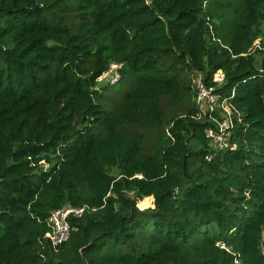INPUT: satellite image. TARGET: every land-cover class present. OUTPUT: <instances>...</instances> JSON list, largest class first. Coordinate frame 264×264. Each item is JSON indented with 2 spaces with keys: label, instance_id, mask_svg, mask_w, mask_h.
<instances>
[{
  "label": "trees",
  "instance_id": "1",
  "mask_svg": "<svg viewBox=\"0 0 264 264\" xmlns=\"http://www.w3.org/2000/svg\"><path fill=\"white\" fill-rule=\"evenodd\" d=\"M262 41L264 0H0V264H264ZM195 75L241 115L223 151ZM65 205L88 210L52 251Z\"/></svg>",
  "mask_w": 264,
  "mask_h": 264
},
{
  "label": "built area",
  "instance_id": "2",
  "mask_svg": "<svg viewBox=\"0 0 264 264\" xmlns=\"http://www.w3.org/2000/svg\"><path fill=\"white\" fill-rule=\"evenodd\" d=\"M264 41L256 44L253 51H263ZM122 65L112 63L109 68L103 72L97 79L95 88L98 90L102 86H114L120 80V69ZM192 87L195 92L194 104L195 113L191 116L193 119L205 122L208 126L204 131L208 139L209 149L216 153L223 151L228 147L231 131L237 123L241 121L240 113L229 103L228 99L221 98L215 92L214 86H207L201 75H195L192 80ZM234 91L231 96L233 97ZM168 134V133H167ZM213 154H208L206 160L210 161ZM88 210L86 205L73 207L65 205L62 208L52 211L46 220L48 231L44 234L43 242L47 243L52 251L65 243L70 235L71 227L69 220L81 218ZM220 249H223L233 256V264H241L238 254L233 253L221 242L216 243Z\"/></svg>",
  "mask_w": 264,
  "mask_h": 264
},
{
  "label": "rangeland",
  "instance_id": "3",
  "mask_svg": "<svg viewBox=\"0 0 264 264\" xmlns=\"http://www.w3.org/2000/svg\"><path fill=\"white\" fill-rule=\"evenodd\" d=\"M222 78V73L218 72L215 75V79L217 81H220ZM184 80H186L183 77ZM121 84V85H120ZM119 85H115L112 87H109L108 89H106L105 91L103 90V92L101 93L103 99H102V104L104 105V107L106 108L107 111H111L113 107V102L116 100H121L124 93L128 90V87L126 86L125 82H120ZM162 105L165 108L166 114H165V120H168L173 114L175 113H179L183 110V107L181 105H178L176 107H167L165 106V100H163ZM185 106H188V102L186 101ZM111 109V110H110ZM139 131V132H144V133H149L148 135H151L153 133L152 130H148V129H141V128H137L134 127L133 129H127L126 131L129 133L130 131ZM151 142V138L146 139L145 143H144V148H148L149 144Z\"/></svg>",
  "mask_w": 264,
  "mask_h": 264
},
{
  "label": "water",
  "instance_id": "4",
  "mask_svg": "<svg viewBox=\"0 0 264 264\" xmlns=\"http://www.w3.org/2000/svg\"><path fill=\"white\" fill-rule=\"evenodd\" d=\"M147 4L151 3V0H146ZM83 264H87L86 260L82 257Z\"/></svg>",
  "mask_w": 264,
  "mask_h": 264
}]
</instances>
